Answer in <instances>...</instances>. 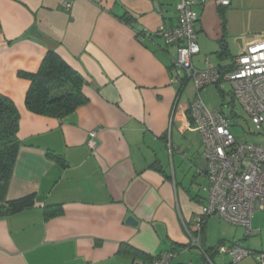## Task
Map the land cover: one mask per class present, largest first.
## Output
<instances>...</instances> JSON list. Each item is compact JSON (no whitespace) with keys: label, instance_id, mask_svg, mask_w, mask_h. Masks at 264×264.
Segmentation results:
<instances>
[{"label":"crops","instance_id":"obj_1","mask_svg":"<svg viewBox=\"0 0 264 264\" xmlns=\"http://www.w3.org/2000/svg\"><path fill=\"white\" fill-rule=\"evenodd\" d=\"M196 2V68L206 59L228 68L248 44L264 43V0L224 9ZM180 3L0 0V95L19 110L21 141L7 200L35 196L34 207L0 217V264H152L165 252L175 255L169 264H261L264 208L252 236L217 214L195 227L206 169L189 113L195 92L173 65L175 46L156 35L178 25ZM248 21L256 23L250 35ZM49 51L86 82L89 104L63 121L26 107L31 82L23 74L36 73ZM221 244L252 253L234 263L216 252Z\"/></svg>","mask_w":264,"mask_h":264},{"label":"built area","instance_id":"obj_2","mask_svg":"<svg viewBox=\"0 0 264 264\" xmlns=\"http://www.w3.org/2000/svg\"><path fill=\"white\" fill-rule=\"evenodd\" d=\"M207 1L200 0L202 4ZM213 1L219 8L232 5V0ZM196 4V0H181L177 6L178 25L169 30L161 27L156 32L167 46L177 48L173 65L184 73L183 81L190 83L195 92L189 113L201 137L207 165L200 171L205 180L201 186L205 202L194 217L195 227L202 229L207 219L217 214L229 224L245 228L247 236H252L255 234L253 217L264 208V144L240 141L222 111L206 107L201 91L213 84L229 82L234 100L244 107L252 124L264 131V43L248 44L228 68L214 67L209 59L205 61V69L196 68L193 59L200 54ZM65 7L71 5L67 3ZM180 82L178 76L173 78V83ZM97 136L98 131L89 134V146L93 151H97ZM216 252L230 255L234 263L252 253L235 244H221ZM174 256V253L165 252L153 259L152 264H169ZM208 259L211 261L210 257ZM261 260L264 264V255Z\"/></svg>","mask_w":264,"mask_h":264},{"label":"trees","instance_id":"obj_3","mask_svg":"<svg viewBox=\"0 0 264 264\" xmlns=\"http://www.w3.org/2000/svg\"><path fill=\"white\" fill-rule=\"evenodd\" d=\"M121 19L125 23L133 20L130 16ZM222 49L224 51L226 46L222 45ZM23 76L31 82L26 95V107L34 114L63 121L80 107L89 104V99L83 93L86 84L84 78L54 51L46 54L36 73ZM19 129V110L9 98L0 95V217L20 213L35 206L34 195L7 200L21 149ZM124 252L135 257L143 256L128 247Z\"/></svg>","mask_w":264,"mask_h":264},{"label":"rangeland","instance_id":"obj_4","mask_svg":"<svg viewBox=\"0 0 264 264\" xmlns=\"http://www.w3.org/2000/svg\"><path fill=\"white\" fill-rule=\"evenodd\" d=\"M253 22H255L254 16ZM255 24L256 23L250 21H248L246 25L244 24L243 28L245 29L246 35L255 32ZM201 98L206 107L210 110L222 111L225 117L229 120L234 135L240 141L253 144H264V131L258 130L256 126L252 124L244 107L234 100L232 96V86L229 82H223L219 85L213 84L206 87L204 91H201ZM206 167L207 165H205V168Z\"/></svg>","mask_w":264,"mask_h":264},{"label":"water","instance_id":"obj_5","mask_svg":"<svg viewBox=\"0 0 264 264\" xmlns=\"http://www.w3.org/2000/svg\"><path fill=\"white\" fill-rule=\"evenodd\" d=\"M127 222H128L129 224H137V221H136L135 218L132 217V216L128 218Z\"/></svg>","mask_w":264,"mask_h":264}]
</instances>
